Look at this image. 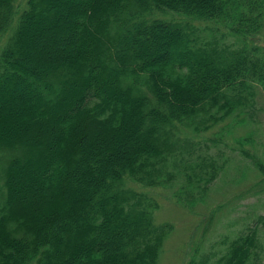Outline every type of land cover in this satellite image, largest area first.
<instances>
[{
	"label": "trees",
	"instance_id": "obj_1",
	"mask_svg": "<svg viewBox=\"0 0 264 264\" xmlns=\"http://www.w3.org/2000/svg\"><path fill=\"white\" fill-rule=\"evenodd\" d=\"M263 20L264 0H0V264H159L173 227L129 185L205 202L225 165L189 133L248 124ZM258 241L212 264H254Z\"/></svg>",
	"mask_w": 264,
	"mask_h": 264
},
{
	"label": "rangeland",
	"instance_id": "obj_2",
	"mask_svg": "<svg viewBox=\"0 0 264 264\" xmlns=\"http://www.w3.org/2000/svg\"><path fill=\"white\" fill-rule=\"evenodd\" d=\"M209 26L215 37L207 30ZM196 27L203 38L219 40L221 45L236 42L230 31L219 24H196ZM253 42L264 46V27ZM253 86L254 96L248 108L251 118L247 125L236 124L237 117L232 116L207 132L189 133L197 146V154L208 157L205 158L207 162L214 159L218 165H225L209 184L204 203L190 211L179 206L174 193L181 179L175 181L170 190L143 189L135 183L129 185L159 204L155 212L157 225L173 227L159 264H212L226 253L232 241L253 229L258 234L259 248L256 250L260 255L253 258V263L264 264V173L256 166L259 162L264 165V86ZM248 136L251 138L243 146L241 141ZM242 150L248 156H244Z\"/></svg>",
	"mask_w": 264,
	"mask_h": 264
}]
</instances>
